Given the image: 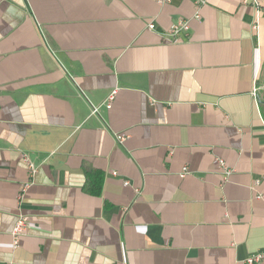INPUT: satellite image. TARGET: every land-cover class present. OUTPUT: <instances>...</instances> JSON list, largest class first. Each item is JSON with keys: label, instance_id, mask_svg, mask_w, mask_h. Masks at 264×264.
I'll return each instance as SVG.
<instances>
[{"label": "crops", "instance_id": "0c3cea01", "mask_svg": "<svg viewBox=\"0 0 264 264\" xmlns=\"http://www.w3.org/2000/svg\"><path fill=\"white\" fill-rule=\"evenodd\" d=\"M197 1L0 0V261L250 264L264 248V0L258 35L243 0ZM179 18L189 34L169 37ZM113 89L91 116L81 91Z\"/></svg>", "mask_w": 264, "mask_h": 264}, {"label": "built area", "instance_id": "2783aa9c", "mask_svg": "<svg viewBox=\"0 0 264 264\" xmlns=\"http://www.w3.org/2000/svg\"><path fill=\"white\" fill-rule=\"evenodd\" d=\"M172 0H159L160 3H164V2H171ZM204 3V0H199L197 1V4L199 3ZM243 3H245L246 5H251L253 7V17L254 19V23H253V29L255 31H257V35L259 34V28H260V21H261V13H262V4L259 0H243ZM195 17L197 19L200 18V14L197 13L195 15ZM156 25L154 22H151L149 25L150 29H155ZM191 29V24L190 21L184 18H179L177 21L173 22L170 27L168 28V30L165 32L166 35H168L169 37L172 38H176L179 39L180 36L182 34H189L188 32ZM52 52H54L52 50ZM55 53V52H54ZM65 69V67H64ZM65 71H67V69H65ZM70 76V74H68ZM253 95L254 97L260 98V88L257 86L253 87ZM81 94L86 98V100L89 103V106L91 108V116H96L101 112V107L105 106L106 108L110 109L111 105H112V101L115 99L116 94H117V89H113L109 96L107 97V99L102 103V104H98V103H94L92 101V99L89 97L88 94H86L84 91H81ZM128 136L122 135V134H117L116 135V141L117 142H124L126 140ZM25 160L27 162L28 168L30 169V175L33 176L36 171L37 168L34 165V163L30 160L28 155H25ZM219 165H220V169L222 170V172L224 173L225 176H228L229 174H231L233 172V168L230 167L228 165V163H226V161H224L223 159H218ZM187 173H189V167L187 165L184 166L182 172L180 173L181 177H184ZM114 174H117L116 171H114ZM131 182L129 180L126 181V185L130 184ZM30 183L26 184V186L24 187L23 190L26 189V187H28ZM30 222V217L27 215H21L13 228L12 231V240H13V247L17 248L20 245L21 242V237L27 232L28 230V225ZM264 260V248L259 249L257 252H255L254 254H252L251 256H249L247 258L246 261H248V263L250 264H256L259 263L260 261ZM0 264H14L13 262H6V261H0Z\"/></svg>", "mask_w": 264, "mask_h": 264}, {"label": "water", "instance_id": "95a60500", "mask_svg": "<svg viewBox=\"0 0 264 264\" xmlns=\"http://www.w3.org/2000/svg\"><path fill=\"white\" fill-rule=\"evenodd\" d=\"M258 102H262L260 98H258Z\"/></svg>", "mask_w": 264, "mask_h": 264}, {"label": "trees", "instance_id": "16d2710c", "mask_svg": "<svg viewBox=\"0 0 264 264\" xmlns=\"http://www.w3.org/2000/svg\"><path fill=\"white\" fill-rule=\"evenodd\" d=\"M99 188H100V184H99V187H98L97 191L99 190Z\"/></svg>", "mask_w": 264, "mask_h": 264}]
</instances>
